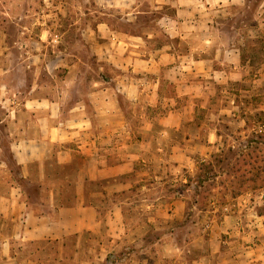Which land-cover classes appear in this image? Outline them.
I'll return each instance as SVG.
<instances>
[{
  "label": "crops",
  "instance_id": "crops-1",
  "mask_svg": "<svg viewBox=\"0 0 264 264\" xmlns=\"http://www.w3.org/2000/svg\"><path fill=\"white\" fill-rule=\"evenodd\" d=\"M5 1L15 10L34 8L31 0H0ZM98 2L103 12L94 21L85 14L84 38L115 69L116 78L101 75V80L75 79L74 73L83 67L65 63L62 58L56 69L66 74L60 78L59 89L56 86L44 92L43 84L36 80L26 96L10 93L7 85L6 94L0 95V135L8 138L9 153L6 156L0 146V264H47L41 245L57 243L65 248L70 241L77 264H110L112 250L145 242L150 249L160 246L168 252L163 258L152 257L151 264H264V213L260 212L264 193L241 191L226 204L210 195L203 207L197 203L189 209L198 213V220L192 224L197 235L191 240L147 241L129 234L130 227L139 224L143 216L156 230L161 229L156 225L160 218L166 224L185 221L188 192L193 187L202 189L196 179L199 167L190 154L198 153L202 162H208L212 152L225 150L218 125L187 131L186 122L195 120L196 107L212 103L217 87L227 93L235 84L264 82V62L255 67L250 58L244 63L241 41L246 34L240 33L239 27L231 26L229 31L224 27V20L232 21L240 0H152L155 10L173 9L172 14L160 13L152 20L166 35V42L155 49L145 46L146 39L157 35L144 38L116 32L105 20L106 10L117 6L125 20L132 22L138 14L147 13L138 10L140 0H120L115 5L109 0ZM128 9L137 10L136 15ZM29 12L9 15V21L22 25L21 50L30 54L24 41L46 36L53 22L49 16L36 18ZM260 38L264 44V33ZM253 71L260 73L258 80L250 78ZM82 83H86V90L75 95L74 89ZM231 97L226 96L231 107L224 108L216 119L223 122L227 116L231 121L244 122ZM121 99L135 109L148 106L160 112L135 115L145 125L132 129ZM262 124L260 130L264 131ZM202 132L204 140L199 139ZM253 132L241 128L230 135L247 139ZM172 133L184 135L185 142L171 143ZM248 147L239 141L231 146L237 151H247ZM161 152L164 156L158 158L157 166L149 156ZM168 165L175 171H169ZM52 167L74 168L75 175H57L51 172ZM96 182H102L101 190L91 188ZM159 184L172 189L182 185L187 190L163 193L157 189ZM199 195L197 192V199ZM143 202H149L145 208ZM82 247L88 248L89 255L79 258ZM172 249L176 255H170ZM194 251L196 255L187 256ZM130 260L121 258L115 264Z\"/></svg>",
  "mask_w": 264,
  "mask_h": 264
},
{
  "label": "rangeland",
  "instance_id": "rangeland-1",
  "mask_svg": "<svg viewBox=\"0 0 264 264\" xmlns=\"http://www.w3.org/2000/svg\"><path fill=\"white\" fill-rule=\"evenodd\" d=\"M109 1L112 2L111 5H115L120 0ZM262 2L263 0H240V4L233 9L232 21L230 19L224 20V27L228 31L233 26L239 27V32L246 34V37L241 41V46L244 45L242 46V48L244 47V63L251 58V62L255 67L264 62V58L262 57L264 44L260 38L261 33H264V27L262 26L264 6L262 7ZM31 3H33L31 7L34 8L23 9L20 7L15 10L12 7L9 8L10 4L7 6L6 1L0 2V95L6 94L4 86L7 85L10 93L26 96V93H28L31 85L36 80L43 84L44 92L55 90L56 88L54 87L56 86L59 89L61 86L60 78L66 74L62 70L56 69L62 58L65 63H79L83 67V71H76L74 73L75 79L81 76L82 81L85 82L88 80H101V75L108 76L111 79L116 78L115 69L104 62L101 56L96 54L94 44L88 41L87 38H84V36L86 37L84 30L86 29V19L88 18L85 14L88 13L91 20L94 21L97 17H101V13L103 12L102 5L98 0H31ZM138 4V10L147 13L138 14L137 18L132 22L125 20L124 14L121 13L117 6H110L106 10L105 13L107 15L105 16V20H107L112 30L116 32L141 35L144 38H147L148 34L157 35L155 39H146L145 47L146 49L158 48L166 42V35L163 28L156 24V21L152 22V20H156L160 16V13L172 14L173 9L165 7L163 10H155L152 0H140ZM28 10H30L28 14L32 17L37 18L38 15H45L49 16L51 22H53L50 25L51 32L46 34V36L39 35L35 41L30 39L24 41L30 54L27 52L23 53L21 50V43L23 41L19 38L23 29L22 25H15L9 21L11 20L9 15L23 16L25 14L24 11ZM128 10L136 15L137 10ZM35 29H37V25H35ZM248 36L252 38H248ZM6 48L9 49L5 50ZM62 53L65 54L64 57L61 56ZM104 63L107 66L102 70L101 66ZM22 64L25 66L31 65V68H22L20 66ZM5 68H9L10 71L4 72L2 69ZM258 75L260 73L253 71L250 73V78L258 80L260 78ZM85 86L86 83H82L79 87H76L74 94L79 95L83 93L86 90ZM213 90L215 91L213 102L205 108H201L200 105L196 107L194 112L195 120H188L185 127L187 131L196 132L200 127L204 131L210 127L213 128L215 124L218 125L222 129L226 148L223 153L212 152L208 158V162H202L201 156L198 153L190 154L194 158L193 164L199 167L196 179L197 181H203V185L201 190H195L193 187L191 188V192H188L189 207L186 220L170 221L166 224L165 220L160 218V222L156 225L161 229L156 230V227L147 225V220L143 216L139 224H136L135 227L133 225L130 227V235L134 234L140 238L144 237L147 241L163 238L164 241H168L169 243H175L176 241L181 243L191 240L196 238L197 235V228L192 224L198 220V213L196 210L189 209L196 206L197 203L199 207H203L208 202L210 195H215L218 197V202L226 204L232 201V196L241 191L255 192L258 195L264 193V131L260 130V127L263 126L262 123H264V82L257 81L253 86L250 82L235 84L227 88V93L221 87ZM230 94L232 95L231 98L235 99L239 106L237 113L243 116L246 123L241 120L231 121L227 116L223 118V122H219L216 119L224 108L231 107L229 103L230 99L226 98V96L230 97ZM120 102L122 108L127 113L128 127H132V129H138L142 125H145L135 115L138 116L141 112H160L159 109H153L148 106L135 109L131 103L123 99ZM188 110L190 111V109ZM0 112H2L1 106ZM241 128H248L250 131L254 130L253 135H250L251 137L247 139L246 136L230 135ZM184 138V135L172 133L170 142L174 144L184 143ZM205 138V134L202 132L199 139L204 140ZM243 139L246 140L244 141ZM238 141L243 143V145H248L249 148L253 146L259 149H253V152L245 153V156L249 154L245 159L244 157L238 158L239 152L231 148L232 145H238ZM160 144H165V142L160 140ZM0 146L3 148L6 156H8V138L5 134L0 135ZM244 150L246 149L242 148V152ZM163 154L164 152L158 153L157 156H153L154 154H152L149 156V159L153 161V164L158 166L160 161L158 158L164 156ZM168 168L171 172L172 170L175 171L170 165H168ZM34 170L37 171L36 168ZM50 170L52 173H57V175L62 174L63 177L69 175L71 178V176L75 175L74 168L59 169L52 167ZM174 178H177V175ZM102 185V182H96L92 184L91 188L101 190ZM157 189L159 192L163 191V193L166 191L187 190L182 185H178L172 189L167 184H159ZM197 192L200 194L199 199H197ZM145 193L147 195V192ZM148 203L143 202L141 204L145 208ZM133 206L135 207V205ZM260 212L264 213V206L260 208ZM202 216L203 213L200 214V217ZM139 245L134 244V246H131L130 244L120 250H112L108 255V259L111 261L110 264H115V261L125 257L131 259L128 261V264H151L152 257L163 258L165 254H168L160 246L158 249H150L146 247V242ZM41 246V255L47 264H77L75 262L73 242L70 241V245L65 248L60 247L57 243H43ZM169 253L170 255H176L174 249ZM88 255L87 247L79 249V258L87 257ZM194 255H196L195 251L187 254L189 257ZM133 261H137L138 263H134Z\"/></svg>",
  "mask_w": 264,
  "mask_h": 264
},
{
  "label": "trees",
  "instance_id": "trees-1",
  "mask_svg": "<svg viewBox=\"0 0 264 264\" xmlns=\"http://www.w3.org/2000/svg\"><path fill=\"white\" fill-rule=\"evenodd\" d=\"M253 149L258 150L259 148H258V147L254 148V147L252 146V147H250V148L248 147V150H247V151L244 150V151L242 152V150H240V151H238L239 153H238V156H237V157H238V158L244 157V159H245V158L248 157V155H249V154H247V156H245V153L253 152V151H252ZM238 162H239V161H238ZM198 182H199L201 185H203V181L198 180Z\"/></svg>",
  "mask_w": 264,
  "mask_h": 264
}]
</instances>
